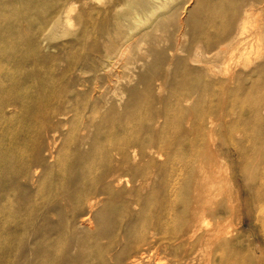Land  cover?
<instances>
[{
	"label": "bare ground",
	"instance_id": "bare-ground-1",
	"mask_svg": "<svg viewBox=\"0 0 264 264\" xmlns=\"http://www.w3.org/2000/svg\"><path fill=\"white\" fill-rule=\"evenodd\" d=\"M104 1L0 0V264H264V230L256 232L255 219L248 226L255 230L247 236H226L219 229L224 221L239 220L242 214L258 213L264 207V140L244 144L234 138L241 123L264 126V61L255 64L264 50V0H187L196 7L203 3V8L184 24L191 40L187 56L172 58L168 65L173 67L177 135L195 136L187 142V160L171 158L175 138L141 142L137 136L115 135L127 129L126 108L119 111L122 93L114 91L109 98L99 84L117 85L114 59L117 55L123 62L128 46H121L116 54L106 51L103 57L91 52L81 67L68 64L65 72L52 70L47 79L36 74L16 77L14 70L22 58L38 55L55 30L70 27L73 6L88 2L102 6ZM136 1H125L129 16L117 15L118 20L131 23L123 44L166 14L175 17L181 0H141L146 8L140 10L131 6ZM116 6L117 2L101 12L100 27L107 26V16ZM86 21L94 23L90 16ZM99 35L109 40L107 31ZM86 66L91 74L87 80L83 78ZM239 66L244 72L229 77V70ZM30 80L38 87L29 86ZM142 86L150 95V85L143 82ZM76 90L84 91L68 96ZM148 100L152 101L151 95ZM193 101L192 109L183 106ZM72 107L83 110L81 132L85 134L77 140L68 138L74 152L61 158L49 152L48 144L43 152H18L21 124L41 117L60 125ZM108 123L110 133L102 131ZM90 129L95 131L93 146L87 143ZM218 130L224 149L210 143ZM109 140L114 141L111 149L106 147ZM205 140L210 155L226 154L237 171L246 166L259 172L241 173L243 199L229 212L222 203L209 200L210 194H199L196 184L178 203L175 167L181 163L183 174L193 175L196 146ZM47 160L57 166L62 163L63 168L48 166ZM34 168L51 181L64 174L74 177L61 188L53 187L51 198L42 199L32 190ZM213 177L214 185L221 184ZM121 180L129 183L123 188ZM179 209L183 216L174 224ZM208 219L214 233L202 237L199 224ZM200 240L205 248L197 250Z\"/></svg>",
	"mask_w": 264,
	"mask_h": 264
},
{
	"label": "rangeland",
	"instance_id": "rangeland-1",
	"mask_svg": "<svg viewBox=\"0 0 264 264\" xmlns=\"http://www.w3.org/2000/svg\"><path fill=\"white\" fill-rule=\"evenodd\" d=\"M126 0H105L102 6H96L91 2H88L87 6L76 4L73 6V12L71 16V23L68 29L62 28L55 30L53 36L49 39L46 49L43 47L40 49L38 55H28L22 58L18 67L14 70L16 77L24 78L29 75L36 74L41 76L42 79L51 77L52 70L58 72H65L68 64L81 67L85 63V58L91 52H98L101 57L104 56L106 51L113 54L118 53L122 48L121 46H128L129 53L127 58L123 62L117 57L114 59L116 62L114 66V72L119 77L117 85L106 84L101 82L99 84L100 90H104L108 93L109 98H113V92L117 95L122 93L121 112L124 107L128 114L127 129L125 132H118L117 136H137L141 142H148L154 138L163 137L165 140L171 142L175 138L176 143L172 144L171 158L176 160L188 159L185 158L187 142L195 139L194 135L185 136L183 133L177 135V127L175 124V112L173 108V88L171 86V75L173 67H169V61L178 58L186 57L185 51L189 49L191 40L189 38V28L184 24L189 21L190 17L199 9L203 8V3H200L198 7L195 6L193 1L181 0L177 3L176 15L173 18H168L166 14L161 17L153 25L139 33L136 37L131 38L128 44H123L127 40L126 33L131 27V23L127 20H118L117 15H123L125 17L130 15L128 9L125 8ZM117 2V6L108 16V24L106 27H100L98 23L102 19V11L106 8H111L114 3ZM74 2H72L73 4ZM131 6L137 10L145 9V2L137 0ZM122 9V11H120ZM101 13V15H100ZM90 16L94 23L90 24L86 20ZM242 16V10L239 12V17ZM126 19V18H125ZM97 22V23H96ZM107 31L109 33V40L101 38L99 35L101 32ZM95 34L98 39H94ZM264 48V42H263ZM183 51V53H181ZM193 54V52H192ZM161 56V58H160ZM260 61L255 64H260L264 61V50L261 53ZM52 60L53 62L49 63ZM93 60H87L88 63ZM128 65H126V64ZM126 66V67H125ZM242 66L236 69H230L228 76L235 77L238 74L243 73ZM72 72H70L71 74ZM83 78L85 80L91 77L89 73V67L86 66L83 70ZM56 74V73H55ZM67 74V77H70ZM54 76V74H53ZM76 77V74H74ZM72 77V76H71ZM148 83L150 85V95L152 101L148 100V93L142 86V83ZM28 86V85H27ZM29 86L32 88L38 87L35 81L30 80ZM86 87L92 88V84H86ZM134 91L131 93V91ZM80 91L70 92L68 96L73 97ZM196 102V101H195ZM129 103V104H128ZM128 104V105H126ZM185 108H193L194 101L190 105L183 104ZM72 113L66 116L64 121H52L48 123L41 117H34L30 123L21 124L22 135L18 141V152H43L46 149V145H49V152L54 155H58L64 158L68 155V152H74V147L69 140H77L82 138L85 134L81 132L82 124L81 117L83 110L72 107L69 111ZM264 116V113H262ZM94 125H98L100 120H96ZM64 124V126H63ZM52 126L53 131L49 129ZM184 129H188L189 126L184 125ZM143 129H148L149 133H144ZM110 133L111 124L102 126V131ZM238 131L234 132V138L241 140L245 144L246 141H258L264 140V126L252 123H241ZM176 134V135H175ZM222 131L218 130L216 136L210 141L211 145L224 149L225 144L222 137ZM250 137V139L248 138ZM68 138H70L68 140ZM87 143L95 144V131L90 129L88 133ZM248 138V139H246ZM52 139H54L52 141ZM186 141V142H185ZM173 142V141H172ZM114 145V141L109 140L106 142V147L111 149ZM208 142L205 140L204 144L197 145L195 151V157L192 160L191 166L193 168V175L183 174V165L180 163L175 167L179 172L177 173V188L176 194L178 197V203L186 195L187 189L192 188L193 184H196L199 188V194L209 195L211 199L217 204L222 203L224 209L229 212L238 202H242L243 192L245 190L244 181L241 177V173L247 175H258V171H254L244 166L240 171L233 168L231 164V158L226 154L210 155ZM82 152H86L87 148L81 149ZM44 156V155H43ZM46 159V157H45ZM153 160H157V156L152 157ZM48 166L54 167L56 163L47 160ZM164 158H162V162ZM57 166V165H56ZM63 168V164L57 168ZM61 170V169H60ZM36 171L33 179V191L42 195V199H49L50 190L55 188H61L64 182L69 177H74L69 174L59 176L54 181H51L46 174H42L39 168H34ZM213 176L219 178L221 184L214 185ZM129 181L121 180V187L124 188L125 184ZM251 188H255L252 184ZM48 190V193L46 194ZM64 206L62 204L61 208ZM180 214H176L173 218V223L180 221L182 218L181 209ZM87 217V216H85ZM256 220V232L260 233L264 230V207L261 206L258 213H250L246 216L242 214L239 220L230 222L224 221L219 229L226 236H234L237 233H241L243 236H247L253 233L255 228H249L248 226L253 220ZM255 222V221H254ZM173 223L169 224L167 228L169 231L173 227ZM238 223L240 226L238 227ZM212 224L210 220H204L199 224V233L202 237L211 235L213 232ZM206 241V238H205ZM205 241L200 240L196 242V249L202 250L205 248ZM194 242V239L193 241ZM257 247L258 242L251 245ZM199 260V257L196 256Z\"/></svg>",
	"mask_w": 264,
	"mask_h": 264
}]
</instances>
